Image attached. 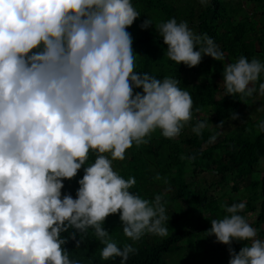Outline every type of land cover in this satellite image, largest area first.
<instances>
[{
    "label": "clouds",
    "instance_id": "9594fccd",
    "mask_svg": "<svg viewBox=\"0 0 264 264\" xmlns=\"http://www.w3.org/2000/svg\"><path fill=\"white\" fill-rule=\"evenodd\" d=\"M139 16L131 0H0V264H76L63 248L61 234L69 229L93 230L104 245L101 259L118 257L119 264L146 235H169L164 198H141L130 191L135 178L113 168L157 129L176 139L193 120V99L178 79L135 71L126 29ZM150 26L146 19L140 28ZM155 30L177 65L225 60L214 40L187 21L172 18ZM222 65L226 96L245 103L254 93L264 96V62L240 56ZM210 125L197 120L191 131L202 137ZM257 130L264 133V120ZM90 153L94 162L85 166ZM82 167L75 198L62 195L63 181ZM222 207L226 215L210 221L206 236L228 246V264H264V240L240 214L245 205ZM117 213L129 241L123 247L102 226ZM246 241L239 252L232 248Z\"/></svg>",
    "mask_w": 264,
    "mask_h": 264
},
{
    "label": "trees",
    "instance_id": "16d2710c",
    "mask_svg": "<svg viewBox=\"0 0 264 264\" xmlns=\"http://www.w3.org/2000/svg\"><path fill=\"white\" fill-rule=\"evenodd\" d=\"M244 2L251 3L256 9L246 12L243 8ZM131 3L140 13L139 18L126 29L133 38L132 48L137 56L135 71L148 73L157 79H178L180 87L191 94L193 114L200 112L205 118L192 120L176 139L164 138L157 129L151 134L147 144H133L126 150L124 161H114L119 169L117 172L123 178L134 177L136 184L144 182L147 192L150 191V181L159 176L162 179L160 182L164 184L159 190H167L172 194L173 201L180 199L186 204L185 209H180L181 213L175 218L189 214L196 219L191 230L172 233L149 247L139 244L136 246L138 251L130 255L126 264H167L163 254L174 249L177 242L187 238L192 232L194 236L190 245L195 248L191 255L194 264H228L229 258L224 256L226 248L205 245L210 221L216 219V213L224 203L219 200V196L211 197L209 191L221 190L224 184L230 186V191H236L237 182L243 183L248 190V196L243 203L245 207L242 212L256 211L251 226L257 230V238L264 239V231L261 228L264 223V171L259 178L251 180L254 174L259 173L260 162L264 163V133L257 130L258 122L264 120V111L255 120H248L239 130L225 132L222 128L209 127L204 130L202 137H198L192 133L191 128L197 120H209L214 127L222 121L223 125H230L245 112V102L240 101L238 96L225 95L222 64L235 63L240 56L247 57L249 61L257 58L264 62V0H210L207 6L202 5L200 0H131ZM172 18L177 22L187 21L188 26L198 35L207 34L224 53L223 62L203 57L198 68L204 69L207 66L206 75L197 83L189 84L183 78V74L196 69L197 66L188 68L169 60L166 56L167 46L155 30L157 24ZM251 18L256 19V24ZM146 19L152 22L153 27L142 30L140 25ZM216 81H219L221 86ZM259 82H264V77ZM257 95L258 92L254 93L247 101ZM233 114L238 118L233 120ZM217 132L219 135L215 142L209 143V137ZM188 157L194 159L189 162ZM94 159V154L90 153L85 166L93 163ZM204 169H207L209 181L201 177ZM188 173L191 176L189 182L186 180ZM83 174L82 167L74 178L64 180L62 195L70 194L75 198L78 181L82 179ZM199 185L203 188H199ZM203 214L208 215L202 217ZM108 221L112 227H108ZM102 226L104 229L107 227V231L109 228L122 230L119 213L106 217ZM199 235L204 237L200 241H193V238ZM61 236L66 240L63 248L68 252L69 259L76 261V264H119L118 257L101 259L99 247L102 244L91 229L87 233L75 234L73 229H69ZM77 241H80L79 246ZM245 243L249 241L237 242L234 250L239 252ZM179 264L188 262L186 260Z\"/></svg>",
    "mask_w": 264,
    "mask_h": 264
},
{
    "label": "rangeland",
    "instance_id": "374dc122",
    "mask_svg": "<svg viewBox=\"0 0 264 264\" xmlns=\"http://www.w3.org/2000/svg\"><path fill=\"white\" fill-rule=\"evenodd\" d=\"M243 8L245 9L246 12H248L250 9H256V7L254 5H252L251 3H245V2L243 4ZM242 14H244V12ZM251 20L253 21V23L255 22V24H256V19L251 18ZM33 51H35V49ZM205 69H207V66H205L204 69L201 67L198 68V66H197L196 69H194L192 71L189 70V72L183 74V78L189 84L197 83L205 77V75H206ZM216 82L218 83L219 86H221V83L219 81H216ZM261 106H264V96L257 95L256 97H254L253 99H251L250 101H247L245 103V112L240 114V116H239L240 119H237L235 122H233L230 125L224 124L222 126V129L225 130V132L228 130H233V129L239 130L240 127L243 126V124H245L248 120L249 121L255 120L263 112V111L257 110ZM197 118L202 120L203 118H205V115L203 113L196 112L195 114H193V120L197 119ZM210 124L212 125V123H210ZM211 125H210V127H211ZM113 168L115 171L119 170L118 167H116L114 161H113ZM258 169H259V173L254 174L253 177L251 178V180H255V179L259 178L261 173L264 171V163L263 162H260ZM155 177H157V176H155ZM197 177H200V176H197ZM201 177L202 178L204 177L205 181H209L207 179L209 177L207 174V169L203 170V174L201 175ZM128 178H129V176L128 177L124 176V179L127 180ZM161 180L162 179H160V178L159 179L153 178L150 181L151 183L148 184L151 186L149 188L150 189L149 192H147V189H146V186L144 185V182H139L138 184H136V186L134 185L130 189V191L139 195L141 198L148 199L150 201L152 199H154V197L156 195H161L164 198V200L167 202V204H166L167 215L170 217L169 221L166 222V225L168 223L167 227L169 228V235H171L172 233L178 232V231L189 230V229L191 230V228L195 225L196 219L194 217H190L189 214L181 216L179 219L175 218V216H178L181 213V211H183L185 209L186 204L183 200H180V199L176 202L173 201L172 200V194H169V192L167 190H159V187L164 185L163 183L160 182ZM186 180H187V182H189L191 180L190 173H188L186 175ZM141 184H143V185H141ZM198 187L203 188L202 185H199ZM236 187H237L236 191H230L229 190L230 186L228 184H224V185H222L221 190L220 189H212L209 191L211 194V197H215V198L217 197L218 198V196H219V200L224 202L221 204V210L216 213L217 214L215 216L216 219H221V218H223L224 215H226L222 205L231 206L232 204L245 202V200L248 196L247 188L241 182H237ZM136 191H138V192L136 193ZM180 209H181V211H180ZM256 210H257V208H256ZM240 214L244 215L250 224L254 222L255 217H256V211L254 213L241 212ZM207 215L208 214H203L202 217H206ZM104 222H103V224H104ZM108 224H109L108 227H112L110 221H108ZM262 228L264 229V224H263ZM105 229H107V227ZM108 231L119 246L123 247V245L125 243H129V241L123 236L122 230H113L112 228H109ZM193 236H194V232H192V234L189 235L187 238L177 242L175 244L174 249L167 252L166 254H163L164 261L167 264H179L180 262L187 260L188 264H194L195 262L191 258V255H192V252L195 251V248L190 245V241L192 240ZM203 237H204L203 235H199L198 237L193 238V241H200V239H202ZM163 239H165V238H159V237H155V236H151V235H146L134 246L136 247L139 244H141L144 247H149L155 243L160 242ZM259 239L262 240V238H260V237H259ZM236 243L237 242H233V244H232L233 249H234V245ZM208 244L215 246V247L222 246V247L226 248L224 256H226V258H230L229 254H228V246L216 243L214 236H205V245H208ZM103 247H104V245H101L99 247V250H102ZM204 264H207V263H204Z\"/></svg>",
    "mask_w": 264,
    "mask_h": 264
},
{
    "label": "crops",
    "instance_id": "0c3cea01",
    "mask_svg": "<svg viewBox=\"0 0 264 264\" xmlns=\"http://www.w3.org/2000/svg\"><path fill=\"white\" fill-rule=\"evenodd\" d=\"M263 224H264V223H263ZM263 224L261 225V228H262ZM262 230L264 231V229H263V228H262ZM262 240H264V239H262Z\"/></svg>",
    "mask_w": 264,
    "mask_h": 264
}]
</instances>
